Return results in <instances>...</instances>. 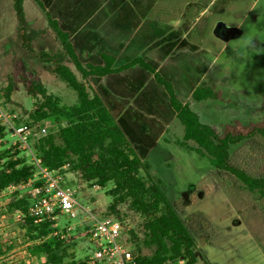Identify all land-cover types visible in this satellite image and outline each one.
Wrapping results in <instances>:
<instances>
[{
    "label": "rangeland",
    "instance_id": "obj_1",
    "mask_svg": "<svg viewBox=\"0 0 264 264\" xmlns=\"http://www.w3.org/2000/svg\"><path fill=\"white\" fill-rule=\"evenodd\" d=\"M157 1L155 18L170 21L173 26L169 30L161 27L163 31L172 30L179 35V42L184 38L188 43L175 49V56L165 66V76L177 96L189 101L205 124L221 126L234 120L243 123L264 120V0ZM24 11L28 30L34 35L32 52L22 44L14 0H0V110L9 117V124L0 119L3 128L0 152H14V146L19 145V156L33 165L32 156L20 143L18 134L27 136L32 145L41 136H57L63 119L53 116L35 124L29 118L33 99L20 75L35 73L62 106L75 105L77 95L39 61L41 52L61 50V45L47 33L49 28L42 26L41 5L35 0H25ZM43 20L47 24V19ZM174 66L180 70L176 71ZM10 83L15 89L8 99L4 90ZM203 83L221 91L223 100L194 101L192 90ZM183 136L182 124L172 120L164 126L145 160L195 240L196 264H264V197L251 192L232 175L215 169L207 157L193 149V142L187 147L180 146L178 142ZM57 143L61 144V140L57 139ZM252 145L235 147L236 159H247L253 173L259 169L264 172V149L253 152ZM34 170L33 179L37 182L40 175L35 167ZM63 172L65 184L76 190L78 202L75 218L61 215L58 220L60 229L74 228L64 246L66 262L86 260L93 254L86 232L94 219L107 216L122 220L124 238L129 240L133 252L140 247L142 255L151 254L143 243L145 219L133 212L129 203L119 205L117 212L110 210L113 200L109 191L113 183L99 188L86 182L69 165ZM24 186L10 188L0 197V264L45 262V257L36 258L28 252L34 243L29 239L21 213L6 209L12 197L29 196L30 188Z\"/></svg>",
    "mask_w": 264,
    "mask_h": 264
},
{
    "label": "trees",
    "instance_id": "obj_2",
    "mask_svg": "<svg viewBox=\"0 0 264 264\" xmlns=\"http://www.w3.org/2000/svg\"><path fill=\"white\" fill-rule=\"evenodd\" d=\"M24 1L14 0V10L22 44L32 52L34 35L28 30ZM35 1L43 7L41 0ZM47 16L64 53L41 52L39 61L76 93L77 103L62 106L60 99L47 92L35 73L20 75L27 94L33 99L29 118L35 124L53 116L63 119L57 136H41L32 145L28 141L33 154L40 160L41 167L49 171L63 175L64 167L69 165L72 171L80 172L86 182L99 188L113 183L109 191L113 200L110 210L117 212L119 205L129 203L130 209L145 219L143 243L151 254L142 255L140 247L132 251L140 264H196L195 240L166 198L161 182L151 174L150 164L145 159L164 126L176 119L184 127L183 140L178 142L180 146L187 147L193 142V149L207 157L215 169L232 175L251 192L264 197V172L259 169L253 173L247 159H236L234 150L248 143H253L250 147L253 152L264 149V120L248 123L234 120L221 126L203 123L190 102L177 96L164 69L159 67L175 49L188 44L184 40L179 42L175 32L159 45L155 67L141 58L121 69H112L113 59H105L103 66H84L69 36ZM14 89L12 83L5 88L6 98L9 99ZM192 98L197 102L223 100L221 91L205 83L193 88ZM18 146H14V152H0V195L11 187L26 186L35 176L34 167L39 172L35 162L29 165L19 156ZM31 205L30 194L14 196L6 205L7 211L22 215L29 239L34 243L28 248L31 256L45 257L44 264H91L87 259L66 262L64 246L70 239L53 235L55 221H36L30 214ZM86 234L89 237L90 229Z\"/></svg>",
    "mask_w": 264,
    "mask_h": 264
},
{
    "label": "crops",
    "instance_id": "obj_3",
    "mask_svg": "<svg viewBox=\"0 0 264 264\" xmlns=\"http://www.w3.org/2000/svg\"><path fill=\"white\" fill-rule=\"evenodd\" d=\"M41 2L42 26L48 27L47 33L51 34L55 43L61 45L55 31L50 28L48 14L69 36L74 52L84 66H103L105 59H113L112 69H121L141 58L155 67L159 45L165 43V37L172 31H163L161 27L168 30L173 27L172 22L155 18L158 12L157 0H41ZM44 18L47 19V24ZM55 53L63 54L62 46L61 50ZM174 53L173 51L160 63V69L165 71L166 63L175 56ZM68 65L74 70L73 64ZM174 69L180 70L177 66H174Z\"/></svg>",
    "mask_w": 264,
    "mask_h": 264
},
{
    "label": "built area",
    "instance_id": "obj_4",
    "mask_svg": "<svg viewBox=\"0 0 264 264\" xmlns=\"http://www.w3.org/2000/svg\"><path fill=\"white\" fill-rule=\"evenodd\" d=\"M0 119L9 124V117L1 110ZM42 132H45V129ZM19 137L23 147L32 156L35 165L39 167V180L36 182L32 179L24 186L30 188L32 199L30 214L36 218V221L46 219L55 221L53 235L67 238L74 228L67 226L60 229L58 220L61 215L76 217L75 208L78 205L76 190L65 184L61 173L42 168L40 160L36 158L28 144L27 136ZM4 194L5 192L0 197ZM94 220L95 223L90 228L88 237L94 248L93 254L87 257L91 264H140L130 248L129 240L124 238L125 226L121 219L106 217Z\"/></svg>",
    "mask_w": 264,
    "mask_h": 264
}]
</instances>
